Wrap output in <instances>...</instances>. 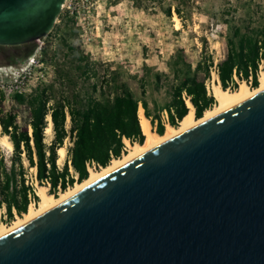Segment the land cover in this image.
<instances>
[{
    "label": "water",
    "instance_id": "water-1",
    "mask_svg": "<svg viewBox=\"0 0 264 264\" xmlns=\"http://www.w3.org/2000/svg\"><path fill=\"white\" fill-rule=\"evenodd\" d=\"M64 1L0 0V46L45 38ZM0 264H264V89L4 235Z\"/></svg>",
    "mask_w": 264,
    "mask_h": 264
},
{
    "label": "trees",
    "instance_id": "trees-1",
    "mask_svg": "<svg viewBox=\"0 0 264 264\" xmlns=\"http://www.w3.org/2000/svg\"><path fill=\"white\" fill-rule=\"evenodd\" d=\"M164 3H167L165 7ZM133 4L145 13L163 7L183 25L195 6L193 0H133ZM241 7V15L232 5L222 11V22L227 28L226 54L217 67L210 55L203 56L192 68L182 55L174 53L164 61L168 73L156 71L151 75L154 90L166 96L161 104L153 101L152 108L146 99L145 77L138 79L141 99H136L127 84L118 82L115 71L104 73L98 79L96 63L90 62L73 44L76 37V31L70 26L73 22L61 12L65 29L58 38V52L48 58L43 48L39 54L42 61L45 57L46 63L48 60L52 64V80L46 85H37L29 94H13L14 101L30 111L29 129L19 127L15 115L0 118V135L7 137L12 145L9 165L0 157V208L4 210L5 223L23 217L32 203H39L37 190L26 179L28 169H35L38 186L46 187L49 195L57 197L89 178L87 162L105 168L112 160L123 157V138L130 144H144L146 137L140 123L139 104L151 127L156 124L155 133L164 135L163 112L167 124L178 127L190 112L187 101L196 119L217 104L206 86L212 71L223 90L235 91L243 82L252 89L257 88L259 74L264 71V19L260 8L252 9L249 3ZM22 48V57L34 54L33 47L23 45ZM60 52L64 64L57 61ZM143 70L148 76L151 68L145 66ZM0 98H3L2 91ZM50 124L52 138L47 143L44 131ZM66 140L70 146L64 163L59 166L57 152Z\"/></svg>",
    "mask_w": 264,
    "mask_h": 264
},
{
    "label": "rangeland",
    "instance_id": "rangeland-1",
    "mask_svg": "<svg viewBox=\"0 0 264 264\" xmlns=\"http://www.w3.org/2000/svg\"><path fill=\"white\" fill-rule=\"evenodd\" d=\"M193 1L195 6L191 10L190 19H185L184 25L176 15L165 12L163 7L168 2L164 3L163 7H156L153 12L145 13L134 6L133 0H69L65 5L69 9L64 8L61 12L73 22V25H70L76 31L73 44L90 62L96 63L98 79L101 80L104 73L115 71L118 82L127 84L136 99H141L138 79L145 77L146 99L152 108L153 101L161 104L166 100V96L164 92L158 93L154 90L151 75L156 71L168 73L164 61L170 55L179 53L192 68L203 60V56L210 55L214 59L215 67L223 60L227 35V28L221 16L224 9L232 5L238 8V15H241V5L249 3L252 9L260 8L264 19V0ZM63 15L57 17L53 29L45 38L27 44L34 48L32 56H21L23 45L0 46V91L3 93V98H0V118L15 115L18 126L29 129L30 111L28 107L17 104L13 94H29L37 85H46L52 80V64L48 60L46 63L45 57L42 61L39 54L43 48L47 51L48 58L58 52V38L65 29ZM74 15H79L78 23L84 26V29L75 26ZM57 61L60 64L65 63L61 52L57 55ZM145 66L151 68L148 76L145 75L147 71L143 70ZM206 86L210 93V81L206 82ZM161 117L167 124L166 115L162 113ZM168 126L170 125L165 129ZM155 129L156 124L151 127L154 133ZM44 135L48 143L52 132L45 129ZM69 146L70 143L66 140L63 146L64 154L57 152V165L62 166L64 163ZM10 155L11 150L4 147L0 141V157L7 165ZM26 179L39 190L34 169H28ZM44 188L47 192L48 189ZM5 221L4 210L0 208V225H5Z\"/></svg>",
    "mask_w": 264,
    "mask_h": 264
},
{
    "label": "bare ground",
    "instance_id": "bare-ground-1",
    "mask_svg": "<svg viewBox=\"0 0 264 264\" xmlns=\"http://www.w3.org/2000/svg\"><path fill=\"white\" fill-rule=\"evenodd\" d=\"M179 23H177L176 28L178 29ZM39 40H35L37 42ZM33 42V43H34ZM259 86L255 89L250 88L246 83H241L239 88L235 91L223 90L218 84V78L215 72H212V78L210 80V90L211 94L214 95L217 100V104L212 108L207 110L204 113V116L200 119H196L194 117V109L188 103V107L190 108V112L184 119L179 123L178 127L168 126L164 135H158L151 130L150 122L143 115V109L140 107L139 117L140 123L143 130V133L146 137L144 144H129L127 143L128 151L121 157L120 159H114L112 162L105 168H100L99 170H91L89 173V178L84 180L82 183H76L73 187L69 188L67 191L62 192L59 196L53 197L49 195L44 187L39 186V190L37 191V195L40 198L39 204L37 206L29 207L28 213L23 217H18L15 221L12 222L11 225L5 226L4 224L0 225V238L4 235L10 233L17 227L25 224L31 219L37 217L48 209L60 204L64 200L73 196L76 192L80 191L84 187L93 183L103 175L109 173L113 169L118 166L128 162L129 160L137 157L141 153L155 147L156 145L166 141L167 139L178 135L210 118L221 113L222 111L238 104L244 99L252 96L253 94L264 89V71L262 70L259 74ZM52 125L48 127L47 131H51ZM1 144L9 150H12V145L8 141L7 137L0 135ZM60 155L64 154V149H59ZM34 169V168H33ZM35 170V169H34Z\"/></svg>",
    "mask_w": 264,
    "mask_h": 264
},
{
    "label": "built area",
    "instance_id": "built-area-1",
    "mask_svg": "<svg viewBox=\"0 0 264 264\" xmlns=\"http://www.w3.org/2000/svg\"><path fill=\"white\" fill-rule=\"evenodd\" d=\"M69 0H65L64 1V3L62 4V7H61V11H63L64 10V8H67V7H65V5L67 4V2H68ZM67 9H69V8H67ZM73 13L71 12V16H73L72 15ZM78 14V13H77ZM79 16V15H78ZM77 15H74V19L76 20V23H75V26L76 27H79L80 26V28H82V29H84L85 27L84 26H82L80 23H78V20H79V17H78ZM31 60H33V58L31 59ZM262 68V67H261ZM250 83V82H249ZM141 107V105L139 104V106H138V108H140ZM165 115H166V113L165 112H163ZM164 122V121H163ZM167 123V122H166ZM127 143H129L130 144V141L129 140H126V139H124L123 138V144H124V146H123V148H122V156L128 151V149H127ZM133 144H135V142L133 143ZM86 168H87V171H88V173L91 171V170H97V169H100V167L97 165V164H95L94 162H87L86 163ZM33 205H34V203H32ZM7 224L5 223V226H6Z\"/></svg>",
    "mask_w": 264,
    "mask_h": 264
},
{
    "label": "crops",
    "instance_id": "crops-1",
    "mask_svg": "<svg viewBox=\"0 0 264 264\" xmlns=\"http://www.w3.org/2000/svg\"><path fill=\"white\" fill-rule=\"evenodd\" d=\"M163 122V121H162ZM163 124H164V126L166 127L168 124H165L164 122H163ZM151 126V125H150Z\"/></svg>",
    "mask_w": 264,
    "mask_h": 264
}]
</instances>
